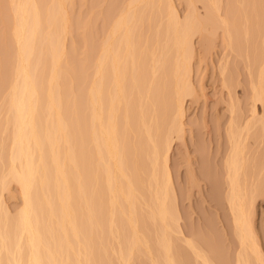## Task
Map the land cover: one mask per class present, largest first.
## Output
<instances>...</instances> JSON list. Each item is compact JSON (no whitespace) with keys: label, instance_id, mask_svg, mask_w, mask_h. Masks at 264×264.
<instances>
[{"label":"bare ground","instance_id":"6f19581e","mask_svg":"<svg viewBox=\"0 0 264 264\" xmlns=\"http://www.w3.org/2000/svg\"><path fill=\"white\" fill-rule=\"evenodd\" d=\"M69 1L0 0V192L14 183L22 201L13 215L0 193V264H231L180 229L168 166L195 92L192 37L207 51L218 32L228 52L251 44L259 65L236 114L223 61L220 169L189 175L225 199L232 264H264L252 220L264 199V0H186L182 17L174 0H93L88 17Z\"/></svg>","mask_w":264,"mask_h":264},{"label":"rangeland","instance_id":"374dc122","mask_svg":"<svg viewBox=\"0 0 264 264\" xmlns=\"http://www.w3.org/2000/svg\"><path fill=\"white\" fill-rule=\"evenodd\" d=\"M123 1L126 2V0H122V2ZM106 2H108V0H96V7L94 10H103L105 5L108 4ZM125 2H123V4ZM173 2L177 14L181 17L185 15L187 12L186 0H174ZM92 4H94L93 0H74V2L71 0V3L69 1V6L71 5L70 11L73 13L72 16H76L78 13L77 15H80V17H88L87 15L93 9L90 6ZM195 4L198 7V11L203 12L202 9L199 8V6H202L200 1ZM9 15L10 13L8 16ZM97 16L98 14L95 16L94 24L97 26L96 28H100L99 26L102 22V18H99L101 17L100 15ZM7 20L11 26V17H7ZM9 24H7L8 28H10ZM0 26L3 28L2 24H0ZM102 34L104 35L105 33L103 32ZM214 34L215 35L212 36L211 46L207 51L201 49L197 35L192 37L195 55L193 59L190 60V79L192 80L191 82H193L192 86H194L195 92L193 93L194 95L185 97L183 103V108L185 107V111H183L184 117L182 116L183 119H181L182 133H180L181 136L179 135L180 137L178 138H176V135H173L171 138L170 150L168 153V166H170V181L176 198L175 206L178 211V217H180L178 218L180 229L186 236L192 237L193 235V238L197 242L199 241L198 243L206 251L209 249V244H212L213 247L215 246L217 249L215 251L220 252L221 255L217 252L215 253L224 257L221 258L219 256L221 260L223 262L229 261V263L232 264L231 261L234 263V258L231 256L233 254L230 252V248L236 244L237 239L235 234H233L234 229L229 227L230 222H228L229 216L227 212L220 209L221 206L226 205L225 199L223 195H214L217 188L211 185V178L206 181L207 179L203 178L202 180V178L198 177V181H192L189 172L191 170L197 174L201 170L206 169V171L209 170L210 174L214 176L218 169H220L217 158L219 154L217 152L221 150L219 146L224 144V128L229 114L227 108V94L225 88L221 85L222 75H220V68L222 67L220 66H223L224 62H226L224 68L226 67L225 69L227 70H225L223 76H229L228 78L232 79V82L236 84L234 95L239 101V106H237L239 112L237 111L236 114H243L244 112L247 113L246 110L249 105L247 102L248 100L246 101V96H248L246 93H248L250 89L249 72L252 73L253 76L255 75L259 61L256 60L257 58H255L254 61V56L251 55V53L248 54L250 48H252L250 47L251 44H245L244 46V44H242L244 41L242 43L238 41V43H241V46H239L240 49L235 48V44L233 49L239 50L240 54H237L234 50L228 52L229 49L227 46L225 48L226 43H224L225 41L221 38L219 32ZM73 35H76V31H72L71 34L67 35L65 39L67 45L70 43L71 36ZM234 43L236 42L234 41ZM246 50H248V55L245 53ZM249 55H251V57ZM226 58L228 59L227 61ZM245 58H247V61ZM250 59L253 63L250 62ZM8 87L9 85L4 89L6 93L9 90ZM7 88L8 90L6 91ZM245 90L248 92L246 91L244 93ZM5 92L3 93L5 94ZM4 94H1V96H5ZM2 101L0 100V106L3 103ZM3 107L2 105L0 114L2 109L3 112L6 113ZM3 114L0 115L1 122H3V116L5 115ZM7 139L6 141H8ZM260 148L261 154L264 155V142H262ZM210 174L209 177L211 176ZM1 192V199L6 205V208H8L7 210L15 215L22 204L18 187L14 183H10L9 188L3 189ZM252 220L257 239L264 248V199L261 200L260 197L254 203ZM206 242L209 243L208 246ZM228 250H230L229 254H227ZM147 263L149 264V261Z\"/></svg>","mask_w":264,"mask_h":264}]
</instances>
